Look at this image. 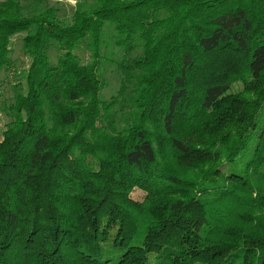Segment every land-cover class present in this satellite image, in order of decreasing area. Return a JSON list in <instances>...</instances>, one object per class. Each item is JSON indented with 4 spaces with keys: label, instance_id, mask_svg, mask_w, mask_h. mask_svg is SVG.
<instances>
[{
    "label": "trees",
    "instance_id": "trees-1",
    "mask_svg": "<svg viewBox=\"0 0 264 264\" xmlns=\"http://www.w3.org/2000/svg\"><path fill=\"white\" fill-rule=\"evenodd\" d=\"M74 1H0V264H264V0Z\"/></svg>",
    "mask_w": 264,
    "mask_h": 264
},
{
    "label": "rangeland",
    "instance_id": "rangeland-1",
    "mask_svg": "<svg viewBox=\"0 0 264 264\" xmlns=\"http://www.w3.org/2000/svg\"><path fill=\"white\" fill-rule=\"evenodd\" d=\"M1 1V0H0ZM52 2H61L66 3L69 6H73L75 4L74 0H49ZM20 37H14L11 40V62L7 73L2 75V83L0 90V107L3 105L7 106L12 98V90L11 88L18 83L22 82L23 74L26 72L27 67L29 65L28 58L24 57L21 54L20 50ZM84 62H87V55H81ZM120 58V56H119ZM52 62H54L53 58H50ZM104 72L102 76L107 83L106 87L101 91L100 96L103 100H108L112 96L116 95L119 88V74L116 71L114 66H104ZM6 123V119L3 114L0 112V140L1 135L4 130V125ZM144 197V193L139 190H133L130 198L135 202H141Z\"/></svg>",
    "mask_w": 264,
    "mask_h": 264
}]
</instances>
